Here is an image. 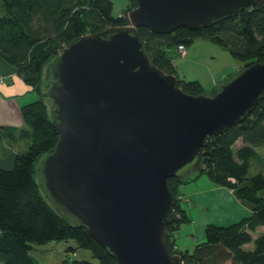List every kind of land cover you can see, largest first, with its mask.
Masks as SVG:
<instances>
[{"label": "water", "instance_id": "water-1", "mask_svg": "<svg viewBox=\"0 0 264 264\" xmlns=\"http://www.w3.org/2000/svg\"><path fill=\"white\" fill-rule=\"evenodd\" d=\"M129 24L81 35L52 61L43 96L59 139L40 160L42 187L117 264H188L172 247L168 179L204 169L201 148L264 98V61L187 93L157 66L139 28L197 30L264 0H136ZM194 264V263H189Z\"/></svg>", "mask_w": 264, "mask_h": 264}, {"label": "trees", "instance_id": "trees-1", "mask_svg": "<svg viewBox=\"0 0 264 264\" xmlns=\"http://www.w3.org/2000/svg\"><path fill=\"white\" fill-rule=\"evenodd\" d=\"M136 6V0H129L116 16L112 0H0V57L14 65L26 84L39 94L38 99L21 108L24 127H0V139L14 140V132L18 131L20 139L30 140L28 148L17 153L12 168L0 167V264H39L31 253L33 247L61 241L73 243L67 252L89 250L95 259L67 256L62 264H117L85 226L72 221L42 191L37 164L59 139L47 98L43 96V74L46 65L81 35L129 24L128 12ZM139 32L153 62L177 75L183 89L191 94L207 91L201 82L181 76L175 62L182 54L178 50L180 45L188 48L198 39L206 40L245 63L244 69L264 61V3L197 30L180 27L170 34H159L142 26ZM263 147L264 98L243 121L206 139L201 148L202 171L186 179H168L175 215L168 230L173 234L175 251H179L178 231L192 221L182 205L183 188L198 175L207 174L253 205L252 213L237 222L209 223L204 241L191 251H179L185 263L264 264V173L250 172ZM261 227L263 230L259 231Z\"/></svg>", "mask_w": 264, "mask_h": 264}, {"label": "crops", "instance_id": "crops-1", "mask_svg": "<svg viewBox=\"0 0 264 264\" xmlns=\"http://www.w3.org/2000/svg\"><path fill=\"white\" fill-rule=\"evenodd\" d=\"M210 43L199 39L198 43L188 47L186 52L175 60L181 76L185 80L201 82L207 92L217 88L230 75L239 71V61L230 53L231 61L224 60L221 63L214 59V56L198 54V49L212 47L213 45H208ZM30 93L31 87L18 74L17 68L0 57V127L12 126L18 129L24 127L21 108L31 101L28 100ZM14 135V140L5 137L0 139V167L12 168L17 153L24 151L30 144V140L19 138L18 131H15ZM184 192L182 205L190 214L192 221L181 232L178 231V236L176 235V247L179 251L193 250L192 246L196 245L199 239H203L204 226L207 222L208 224L221 222L228 225L250 215L253 211V205L239 198L234 189L215 183L207 174H200L185 184ZM225 202L229 203V208L226 207ZM202 225L203 229H200ZM262 230L263 227L259 228V231ZM184 237L188 242L183 240ZM34 247L36 248L37 245ZM34 247L31 253L39 264H62L67 256L72 259L95 261L89 250L79 249L76 254L67 252L69 247H73L71 241L40 245L39 250L35 251Z\"/></svg>", "mask_w": 264, "mask_h": 264}, {"label": "rangeland", "instance_id": "rangeland-1", "mask_svg": "<svg viewBox=\"0 0 264 264\" xmlns=\"http://www.w3.org/2000/svg\"><path fill=\"white\" fill-rule=\"evenodd\" d=\"M113 2H114V8H113V13L116 15V16H119L121 13H122V11H123V9L124 8H126V6H127V4H128V2H129V0H113ZM199 42V39L198 40H196L195 41V43H198ZM208 45H213L212 47L211 46H207V48H205V49H198V54L199 55H208V56H211V57H213L214 56V59H217L220 63L222 62V61H231V56H230V54H229V52L228 51H226V50H224L223 48H221L220 46H218V45H215V44H213V43H210V44H208ZM183 53H185V52H183ZM175 55V54H174ZM179 57H177V59H178ZM51 61L46 65V67H45V69H44V74H43V79H44V83L45 82H47L50 78H52L53 77V75H54V72L53 71H51L50 70V66H51ZM246 66V64L245 63H243V62H239V66H238V72H236V73H234V74H232V75H230V78L231 77H234V76H236L239 72H241L243 69H244V67ZM43 90L45 91V86H43ZM216 91V88H214L212 91H210V92H215ZM31 96L29 97V99L28 100H30L31 99V101L32 100H36V99H38L39 98V94H38V92L36 91V90H34L33 88H31ZM46 102H47V104H48V108H49V110L51 109V104H50V102H49V100L48 99H46ZM241 144V142L239 141L238 142V145H240ZM28 147H26V149H27ZM25 149V150H26ZM259 151H260V158L257 160V159H254L253 160V162H252V167H251V174H253V173H256V172H262V173H264V147L263 148H260L259 149ZM41 160V159H40ZM39 166H40V161H39V163L37 164V174H38V179H40V181L42 182L43 181V179H42V177L41 176H39ZM185 187V186H184ZM184 189V188H183ZM42 191H43V193L45 194V196L47 197V193H46V191H45V189L42 187ZM263 194H264V192H263ZM50 200V199H49ZM225 205H226V207L227 208H229V203L228 202H225ZM214 212H216V210H213ZM193 214H194V212H193ZM194 216H196V215H194ZM203 224V223H202ZM207 224H208V222L206 223V225L204 226V237H203V239H199L196 243H199V242H202V241H204L205 239H206V234H205V229H206V226H207ZM218 225H224V223H221V222H219V223H217ZM230 224V223H229ZM200 225H201V222H200ZM187 226V224H185L184 226H182V228L180 229V232H181V230H183L185 227ZM200 229H203V225H202V227L200 228ZM197 232L199 233V229H198V226H197ZM178 236V235H177ZM185 242L187 241V238L186 237H184V239H183ZM188 242V241H187ZM43 246V245H42ZM194 246L195 245H193L192 247L194 248ZM249 246V245H248ZM39 247H40V245H37V247L35 248L34 247V251L35 250H39ZM76 254V253H75ZM74 254V255H75Z\"/></svg>", "mask_w": 264, "mask_h": 264}, {"label": "built area", "instance_id": "built-area-1", "mask_svg": "<svg viewBox=\"0 0 264 264\" xmlns=\"http://www.w3.org/2000/svg\"><path fill=\"white\" fill-rule=\"evenodd\" d=\"M178 50H179L181 53H183V52H186L187 47H185L184 45H180V46L178 47Z\"/></svg>", "mask_w": 264, "mask_h": 264}]
</instances>
